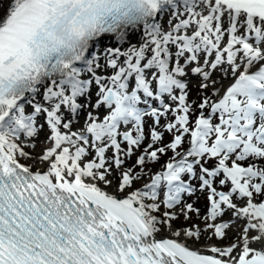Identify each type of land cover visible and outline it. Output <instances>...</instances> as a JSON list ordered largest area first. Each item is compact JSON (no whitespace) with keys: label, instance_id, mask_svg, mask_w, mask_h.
I'll list each match as a JSON object with an SVG mask.
<instances>
[{"label":"snow or ice","instance_id":"6c2138e0","mask_svg":"<svg viewBox=\"0 0 264 264\" xmlns=\"http://www.w3.org/2000/svg\"><path fill=\"white\" fill-rule=\"evenodd\" d=\"M0 264H264V0H0Z\"/></svg>","mask_w":264,"mask_h":264},{"label":"rangeland","instance_id":"374dc122","mask_svg":"<svg viewBox=\"0 0 264 264\" xmlns=\"http://www.w3.org/2000/svg\"><path fill=\"white\" fill-rule=\"evenodd\" d=\"M195 97H196V94H195V91H193L192 98L195 99Z\"/></svg>","mask_w":264,"mask_h":264}]
</instances>
